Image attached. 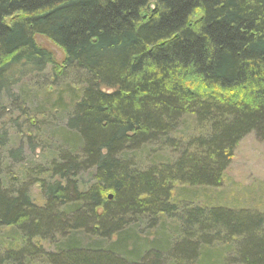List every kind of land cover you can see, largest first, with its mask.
<instances>
[{
	"label": "trees",
	"instance_id": "obj_1",
	"mask_svg": "<svg viewBox=\"0 0 264 264\" xmlns=\"http://www.w3.org/2000/svg\"><path fill=\"white\" fill-rule=\"evenodd\" d=\"M35 76L65 121L42 205L0 159V264H264V213L175 194L219 188L243 137L264 143V0H0V96ZM167 217L171 236L141 237Z\"/></svg>",
	"mask_w": 264,
	"mask_h": 264
},
{
	"label": "rangeland",
	"instance_id": "obj_2",
	"mask_svg": "<svg viewBox=\"0 0 264 264\" xmlns=\"http://www.w3.org/2000/svg\"><path fill=\"white\" fill-rule=\"evenodd\" d=\"M35 44L38 48L46 49L51 53L55 65H62L64 60L62 50L41 36L35 37ZM18 78V74H15L10 82L13 83ZM47 78L48 76L43 77L44 80H39L35 76V79H20L18 84L10 90L12 97L0 96V131L4 130L9 137L5 149L0 151L1 178L10 189L23 188L24 185L32 200L39 202V205H42V202L36 181L43 178L39 171L44 170V167L50 163L53 144L57 139L54 132L61 129L65 121V113L64 115L51 113L54 109L52 110L50 105L55 95L50 97V102L43 98L44 83L49 84L48 90L46 88L48 93H52L55 89L54 85L51 86L52 81L49 83ZM66 80L73 81L70 75ZM33 145L39 148L32 150ZM10 150L12 153L20 151V154H14L15 158H9L7 152ZM225 172L221 186L217 189L182 188L183 192L177 187L175 194L178 196L181 192L183 196L176 200L177 207L181 210L194 205L223 206L264 213V143L259 142L254 133L243 137L237 145L231 158V164ZM90 180L91 177L82 176L83 184L87 185ZM179 225L177 218L171 217L156 223L147 222L141 228L143 230L141 237H147L148 240H151L153 236L165 239L171 236L170 233L175 232V228ZM14 235L16 236L15 232L13 234L0 233V247L4 249ZM166 250L168 248H165Z\"/></svg>",
	"mask_w": 264,
	"mask_h": 264
},
{
	"label": "water",
	"instance_id": "obj_3",
	"mask_svg": "<svg viewBox=\"0 0 264 264\" xmlns=\"http://www.w3.org/2000/svg\"><path fill=\"white\" fill-rule=\"evenodd\" d=\"M108 199H111V196H108Z\"/></svg>",
	"mask_w": 264,
	"mask_h": 264
}]
</instances>
